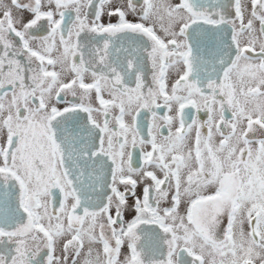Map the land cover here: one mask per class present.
Returning a JSON list of instances; mask_svg holds the SVG:
<instances>
[{"label":"snow or ice","instance_id":"snow-or-ice-1","mask_svg":"<svg viewBox=\"0 0 264 264\" xmlns=\"http://www.w3.org/2000/svg\"><path fill=\"white\" fill-rule=\"evenodd\" d=\"M0 264H264V0H0Z\"/></svg>","mask_w":264,"mask_h":264}]
</instances>
